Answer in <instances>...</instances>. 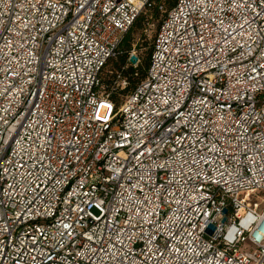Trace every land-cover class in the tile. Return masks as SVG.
I'll list each match as a JSON object with an SVG mask.
<instances>
[{
	"label": "built area",
	"instance_id": "obj_1",
	"mask_svg": "<svg viewBox=\"0 0 264 264\" xmlns=\"http://www.w3.org/2000/svg\"><path fill=\"white\" fill-rule=\"evenodd\" d=\"M152 3L0 0V264H264V0L171 1L123 94Z\"/></svg>",
	"mask_w": 264,
	"mask_h": 264
},
{
	"label": "trees",
	"instance_id": "obj_2",
	"mask_svg": "<svg viewBox=\"0 0 264 264\" xmlns=\"http://www.w3.org/2000/svg\"><path fill=\"white\" fill-rule=\"evenodd\" d=\"M171 1L173 0H153V3L144 9V11H147L150 14L148 15V18L157 19L158 24L150 40V43L146 47L143 54L137 55L139 62L135 67L128 63L129 61L128 54L133 46L132 45L133 35L136 33V31L142 29L143 22L147 20V17L141 14L142 12L135 18L132 25L123 34L121 40L118 43L119 45L117 46L116 54L108 59L104 69L106 68L108 62H110L113 58L115 59L117 58L116 61L117 67L114 69V71H120L122 77L127 81L126 86L122 90L123 94H127L128 92H130V90L133 89L134 86L145 77V72L148 63L150 62L149 58L151 53L152 42L156 35L159 24L163 16H165V11L171 6ZM159 3H162L164 5L165 10L163 11L159 10L158 8Z\"/></svg>",
	"mask_w": 264,
	"mask_h": 264
},
{
	"label": "rangeland",
	"instance_id": "obj_3",
	"mask_svg": "<svg viewBox=\"0 0 264 264\" xmlns=\"http://www.w3.org/2000/svg\"><path fill=\"white\" fill-rule=\"evenodd\" d=\"M141 14L146 16L147 20H145L143 22L142 29L136 31V33L133 35V39H132V45L133 46H132V48L135 50L136 55L143 54L146 47L150 43V40H151V38H152V36L156 30V26L158 24L157 19L148 18V15H150V14L147 11L143 10ZM116 61H117V58L116 59L113 58L110 62H108L106 68L103 71V75H104L103 77L105 78V80L108 81V78H111L112 76H114V72H115L114 69L117 67ZM259 197L264 199V191L260 192ZM243 248L247 249L248 244H244Z\"/></svg>",
	"mask_w": 264,
	"mask_h": 264
},
{
	"label": "water",
	"instance_id": "obj_4",
	"mask_svg": "<svg viewBox=\"0 0 264 264\" xmlns=\"http://www.w3.org/2000/svg\"><path fill=\"white\" fill-rule=\"evenodd\" d=\"M131 59L134 60V57H132ZM226 211H227L226 208L223 209V212H226ZM213 228H214L213 225H209V226H208V230H209V231H212Z\"/></svg>",
	"mask_w": 264,
	"mask_h": 264
}]
</instances>
